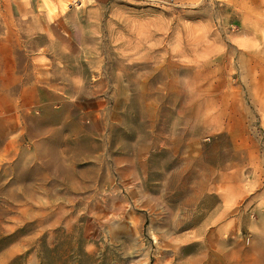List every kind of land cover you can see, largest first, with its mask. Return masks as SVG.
I'll use <instances>...</instances> for the list:
<instances>
[{"label": "rangeland", "instance_id": "obj_1", "mask_svg": "<svg viewBox=\"0 0 264 264\" xmlns=\"http://www.w3.org/2000/svg\"><path fill=\"white\" fill-rule=\"evenodd\" d=\"M0 264H264V0H0Z\"/></svg>", "mask_w": 264, "mask_h": 264}, {"label": "crops", "instance_id": "obj_2", "mask_svg": "<svg viewBox=\"0 0 264 264\" xmlns=\"http://www.w3.org/2000/svg\"><path fill=\"white\" fill-rule=\"evenodd\" d=\"M90 1L98 4H103V3H107L109 0H90ZM149 1H162V0H149Z\"/></svg>", "mask_w": 264, "mask_h": 264}]
</instances>
